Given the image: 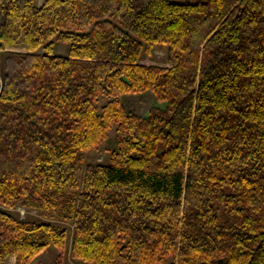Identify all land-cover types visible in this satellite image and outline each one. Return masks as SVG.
Returning a JSON list of instances; mask_svg holds the SVG:
<instances>
[{"label":"trees","instance_id":"1","mask_svg":"<svg viewBox=\"0 0 264 264\" xmlns=\"http://www.w3.org/2000/svg\"><path fill=\"white\" fill-rule=\"evenodd\" d=\"M70 236L84 264H264V0H0V264Z\"/></svg>","mask_w":264,"mask_h":264},{"label":"rangeland","instance_id":"2","mask_svg":"<svg viewBox=\"0 0 264 264\" xmlns=\"http://www.w3.org/2000/svg\"><path fill=\"white\" fill-rule=\"evenodd\" d=\"M41 1V0H40ZM177 2H185L187 0H174ZM59 54L67 53V45H59L57 48ZM142 63L146 64H156L165 65L167 63L166 48L157 47L155 53L152 56H146L142 59ZM112 97L108 95H101L99 97V104L106 103ZM122 102L126 106L128 111L135 112L139 115L146 116L149 114L150 109L153 106L165 107L166 102L159 101L156 94L152 90H147L138 93H125L121 96ZM119 136L120 133L117 131V125H114L108 138L100 144L97 148L92 149L88 152L87 162H107L109 161V151H112L119 146ZM108 149V150H107ZM11 211L23 218L31 220H45L39 211L34 209H27L24 207H17L11 209ZM57 222L58 221H54ZM69 228L73 226L68 225ZM71 236L69 238L68 245L65 249L61 250L55 245L48 246L44 251H42L32 264H84L70 255V245ZM14 260V258H12Z\"/></svg>","mask_w":264,"mask_h":264}]
</instances>
